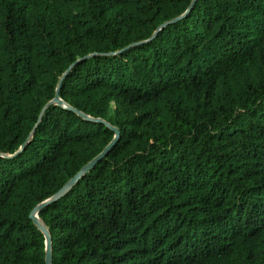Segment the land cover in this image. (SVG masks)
<instances>
[{"label": "trees", "instance_id": "1", "mask_svg": "<svg viewBox=\"0 0 264 264\" xmlns=\"http://www.w3.org/2000/svg\"><path fill=\"white\" fill-rule=\"evenodd\" d=\"M109 143L50 264H264V0H0V264Z\"/></svg>", "mask_w": 264, "mask_h": 264}, {"label": "water", "instance_id": "2", "mask_svg": "<svg viewBox=\"0 0 264 264\" xmlns=\"http://www.w3.org/2000/svg\"><path fill=\"white\" fill-rule=\"evenodd\" d=\"M54 101L56 102H60L61 99L58 96V93H55V96L53 98ZM110 143L108 145H106L102 151H100L97 155H95L93 158H91L87 163H85L72 177H70L66 183L58 190L56 191L52 196H50L49 198L45 199L44 201L38 203L37 205H35V207L32 209V211L30 212V217H32V219L38 224V226L41 228V230L44 233L45 236V264H50L51 261V250H50V235L49 232L47 230V228L44 226V224L42 223V221L38 218L37 216V210L39 209V207L46 202L47 200L53 199L55 198L57 195H59L66 187H68L69 185H71L74 181H76V179L81 176V174H83V172L85 170H87L88 168H90L94 162H96L101 155H103L106 150L108 149Z\"/></svg>", "mask_w": 264, "mask_h": 264}]
</instances>
